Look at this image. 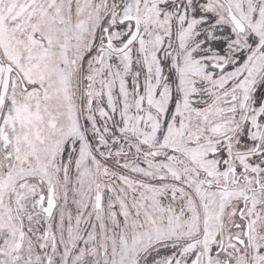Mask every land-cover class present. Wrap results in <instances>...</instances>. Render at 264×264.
<instances>
[{
  "label": "snow or ice",
  "instance_id": "snow-or-ice-1",
  "mask_svg": "<svg viewBox=\"0 0 264 264\" xmlns=\"http://www.w3.org/2000/svg\"><path fill=\"white\" fill-rule=\"evenodd\" d=\"M0 264H264V0H0Z\"/></svg>",
  "mask_w": 264,
  "mask_h": 264
}]
</instances>
